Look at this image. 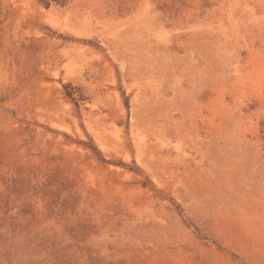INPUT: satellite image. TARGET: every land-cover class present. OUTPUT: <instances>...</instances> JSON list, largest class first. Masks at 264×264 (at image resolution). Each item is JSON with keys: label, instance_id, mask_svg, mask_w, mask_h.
Here are the masks:
<instances>
[{"label": "rangeland", "instance_id": "1", "mask_svg": "<svg viewBox=\"0 0 264 264\" xmlns=\"http://www.w3.org/2000/svg\"><path fill=\"white\" fill-rule=\"evenodd\" d=\"M0 264H264V0H0Z\"/></svg>", "mask_w": 264, "mask_h": 264}]
</instances>
